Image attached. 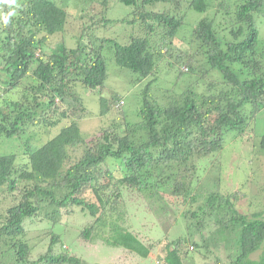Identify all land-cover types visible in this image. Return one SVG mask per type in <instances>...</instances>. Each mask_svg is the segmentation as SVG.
<instances>
[{"label":"trees","instance_id":"obj_1","mask_svg":"<svg viewBox=\"0 0 264 264\" xmlns=\"http://www.w3.org/2000/svg\"><path fill=\"white\" fill-rule=\"evenodd\" d=\"M115 1L130 11L111 15ZM16 3L11 22H0V143H22L20 151L0 154V204L7 206L0 212V264H85L62 248L64 225L75 213L85 218L77 238L84 246L99 239L140 257L157 250L159 264H191L190 251L209 255L221 245L227 261L216 264H264V170L249 213L237 207L248 196L241 187L221 193L210 182L221 178L197 177L200 158L223 149L226 131H233L231 141L252 145L248 156L264 160V133L250 134L264 110V0ZM9 10L0 4V15ZM70 24L76 25L71 37ZM105 45L117 66L147 81L134 89L131 117L121 95H99L98 129L84 136L79 121L89 114L78 86L102 91ZM165 73L168 86L157 91ZM68 118L54 136L42 140L36 131ZM159 190L189 205L178 217L170 214L172 224L184 225L175 238L168 239L163 223L157 242L116 223L108 234L96 231L105 213H122L126 192L145 202L146 194L160 197ZM46 205L54 215L44 213ZM38 216L50 226L32 245L24 238ZM259 248L257 261L250 255Z\"/></svg>","mask_w":264,"mask_h":264},{"label":"rangeland","instance_id":"obj_2","mask_svg":"<svg viewBox=\"0 0 264 264\" xmlns=\"http://www.w3.org/2000/svg\"><path fill=\"white\" fill-rule=\"evenodd\" d=\"M111 4L112 6L110 12L113 16H116L117 13H126L130 11L127 7H124L118 1L112 2ZM89 7L90 5H86L85 9H88ZM77 8L78 9H76V12H79L80 8ZM194 14L196 13L188 11L190 19L195 16ZM75 28V24L68 25L66 29V35L70 36V31H74ZM123 29L127 30L128 33L130 31V27H127L126 25L123 26ZM120 31L121 27L113 28L108 32V36L110 38H113V35H115L114 32L120 33ZM261 35L262 37H264V23L261 26ZM176 40L179 41L178 39ZM108 48L105 45L102 50L106 55L108 64L107 77L105 79V85L102 88V91L100 92L99 90L98 92H93L90 89L83 88L80 85L78 86V93H80V95L82 96L83 103L86 106V112L89 114L88 117L79 121L84 136L88 135L87 133L90 132L91 128L92 130L98 129L97 126H99V119L94 115V112L96 108H99V95H102L104 97H111L110 94H112L113 92L121 95V98L125 99L123 110L126 114L129 115V117H131L134 114V111H137L136 101L133 96L134 89H137L138 87L140 88V84H145L144 82L147 81V79L140 81V78L136 77L135 73L117 66V64L112 59V54H109ZM261 48L264 49V38L261 44ZM165 75L166 73L164 74V76L159 75L158 81L156 83L157 91H159V87L166 88L168 86L167 83H164L162 81L165 78ZM114 113L115 111H113L108 115V117H105L104 120L100 122L105 124L109 121V118L111 119ZM68 121L69 118L64 119L63 122L55 127H51L44 133L41 132L42 128L36 129V131L39 132V136L43 140L45 137H51L58 133L61 126ZM250 127L252 129V133H250L252 135L251 138L255 136L258 137L259 135L264 133V110H262L258 114L256 120L252 122ZM230 133L233 134V131L225 132V144L221 151L215 152L211 156L200 158L199 164L201 167L197 173V177L199 179H202L206 177V175H208L209 180L213 177L221 178L219 184H216L215 186H213L212 179L210 180L211 187H214L216 191H219L221 193H228V191L231 192L236 188L241 187L248 193V196L246 197V200L238 204L237 207L241 210L248 211L249 213L252 210L256 209L255 206L249 208L247 203L252 198L256 199L258 187L255 186L258 185L260 183V179H262L264 160L261 162V164H259V157L248 156V152L254 151L252 145L250 143L248 144L244 142L242 138L240 140L231 141L229 137ZM31 142L35 145L39 143V141ZM21 144L22 143L18 139L4 141L0 143V154L20 151ZM219 160H221V162L214 165V163ZM208 161L210 163V167L206 168L204 164ZM259 167L262 168L256 172V169H258ZM218 169L220 171H218ZM253 170H255L254 174H251ZM247 179L248 184H246ZM248 189H250V191H248ZM169 191L159 190V193H161L162 196L160 195V197L158 198L156 197V195L151 196L150 194H146L145 202L134 195H130L129 192H126L122 196L124 198L123 200L125 201H123L121 208H119L122 213H116V211L113 213H105L101 220V224L97 225L98 228L96 229V231L100 232L102 235L108 234L112 228V224L116 223L121 228H128L130 230H133L134 232L139 233L142 240L157 242L158 240L164 239L165 232L163 233V228H161V223H163L166 224L168 239L175 238L178 234H181V231H183L184 229V225L181 222H178L177 226L176 224H172V221L174 219L171 220L170 214L178 217L181 210L189 209V205H184L181 202L182 197H174ZM86 192L87 191L83 192V195L86 196ZM258 202L259 201L256 200L254 203H257L258 205ZM6 207V205L4 207L3 201V203L0 204V212H4ZM46 212L54 215V211L47 205L44 206V213ZM39 218L40 216L35 218V220L37 221L31 225V229L27 230L26 238H24L26 240H29L32 245H35L36 242L46 234L47 228L50 226L49 221L45 220L46 217L41 220ZM84 220L85 218L82 217L79 213L68 216L67 223L64 225L65 235L64 237L62 236V240L64 243L62 248H66L69 253H75L78 256L82 257L86 261L85 264H159L156 255V253L158 254L157 250L151 252L147 257H140L139 255H136L134 253L125 251V249L121 247H114L112 245H107L104 242L102 243L99 239H96L90 245L88 244L84 246L83 244H81V242L79 243V240L77 239L80 231V225ZM203 233L207 235L208 232L207 230H204ZM226 251H224V249L220 245L217 249H213L211 252H208L209 255L206 253L201 254V250L190 251L188 253V256L192 257L190 259L191 264H216V258H219L220 260H223L225 262L227 261V258L225 256L227 255ZM34 253H36V250L34 251ZM204 255L206 257H204ZM261 255L262 248H259L257 251L253 252L250 257L252 259L260 261L262 259Z\"/></svg>","mask_w":264,"mask_h":264},{"label":"clouds","instance_id":"obj_3","mask_svg":"<svg viewBox=\"0 0 264 264\" xmlns=\"http://www.w3.org/2000/svg\"><path fill=\"white\" fill-rule=\"evenodd\" d=\"M0 4L8 5L10 9L7 14L0 15V22L7 25L11 22V18L16 14L15 8L19 7V5H17L16 0H0Z\"/></svg>","mask_w":264,"mask_h":264}]
</instances>
